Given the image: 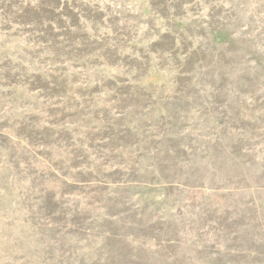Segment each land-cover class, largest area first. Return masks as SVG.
I'll return each mask as SVG.
<instances>
[{"label":"rangeland","instance_id":"obj_1","mask_svg":"<svg viewBox=\"0 0 264 264\" xmlns=\"http://www.w3.org/2000/svg\"><path fill=\"white\" fill-rule=\"evenodd\" d=\"M0 264H264V0H0Z\"/></svg>","mask_w":264,"mask_h":264}]
</instances>
